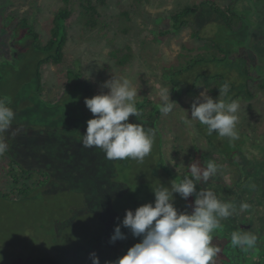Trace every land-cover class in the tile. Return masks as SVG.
Returning <instances> with one entry per match:
<instances>
[{"label": "rangeland", "instance_id": "rangeland-1", "mask_svg": "<svg viewBox=\"0 0 264 264\" xmlns=\"http://www.w3.org/2000/svg\"><path fill=\"white\" fill-rule=\"evenodd\" d=\"M200 1L109 0L101 8V20L93 28L86 26L83 19L86 13L78 6L80 3L0 0V15L3 17L0 21L14 14L19 21L27 16L31 22L35 20L45 43L50 39L52 29L58 25L54 24L56 14L64 9L71 15L67 20L69 34L64 62L59 66L44 65L40 70L36 60L43 53H38L33 59L26 43L15 46V41L21 40L13 39L12 28L1 30L0 27V98H6L15 112L12 125L3 134L8 151L0 155V190L10 192L13 189L9 181L10 162L19 163L25 169L42 168L49 175L48 184L31 191L27 197H15L11 199L13 201L0 197V264H24V259L28 260L31 254L50 258L71 247L87 246L98 236L106 234L111 220L117 222V219H111L115 213V196L109 193V187L126 198L134 197L140 185V175L144 174L141 182L150 180L152 186L167 182L166 187L170 188L172 181L188 173L189 165L196 164L203 169L209 160L218 165L217 172L210 177L211 180L201 179L200 182H212L215 189L218 182H241L238 192L231 196L238 200L241 195L243 198L246 195L249 207L255 206L260 210L261 213L253 217L249 229L257 232L256 237L263 236L264 185L247 189L244 182H261L264 179V168L260 172L263 179L255 175L256 168L264 164V48L259 47L264 46V28L254 33L256 37L247 36L241 40L246 44L238 48L234 40L232 63L239 71L233 69L232 73L225 66L215 64L206 69L207 74H227L237 81L238 88L244 87L253 95L237 99L240 104L237 114L240 138L230 143L227 137L217 136L219 147L225 150L226 155L219 149H213L202 136L206 126L194 121L191 128H186L183 123L185 116L191 120L193 102L202 103L205 97L211 96L204 80L197 85L193 83V90L186 84L182 85L176 99H172L174 94L170 91V100L176 105L168 116L160 113L152 121L130 122L142 124L146 132L155 133L152 152L142 162L109 160L101 149L82 146L81 136L86 133L87 121L93 118L84 99L106 93L108 89L103 87L106 80L115 76L128 78L138 88L137 102L150 96L154 104L150 108L154 113L159 111L158 91L161 87H171L162 74V67L177 65L180 54L199 48L200 40L193 37L199 30L198 26L211 33L215 30L214 26L204 22L211 21L208 15L198 18L192 25L188 24V29L176 32H171L165 21L168 24L167 20L171 19V13L178 6ZM256 1L259 9H263L264 0ZM244 4L249 9V4ZM131 6L133 8H129ZM238 7L244 10L243 4ZM125 11L129 19L125 17ZM10 18L8 23L11 24ZM126 46L134 51V61L128 66H118L108 53L124 51ZM241 47L251 48L242 56ZM190 58L192 56L186 57L188 63ZM246 62L249 72L243 66ZM37 71H41L42 87L46 88L40 95L36 93L41 84L36 78ZM78 79L89 86L92 96L76 85ZM93 190L95 206L88 197ZM212 192L221 202L234 205L223 197H227L229 192L224 191L220 195L215 190ZM173 195L178 212H192L193 200L196 199L194 194L187 200L178 193ZM79 206L80 213L75 210ZM99 212L102 213L97 219L94 215ZM240 213L247 215L246 211ZM124 216L122 212L118 220L122 222ZM244 220H248V216L241 218L242 222ZM262 239L261 247L248 252L252 258L248 264L264 263V237ZM54 243L57 246H53ZM103 247L102 244L97 246ZM126 251L124 246L110 251L108 262ZM236 256L231 264H245L243 258L236 259Z\"/></svg>", "mask_w": 264, "mask_h": 264}, {"label": "trees", "instance_id": "trees-1", "mask_svg": "<svg viewBox=\"0 0 264 264\" xmlns=\"http://www.w3.org/2000/svg\"><path fill=\"white\" fill-rule=\"evenodd\" d=\"M43 1L44 0H38V2L42 4ZM58 1L73 4L80 3V5L78 4V6L84 9L86 13L85 17L83 18L85 19L84 22L86 26H91L93 28L96 27L98 22L101 20V8L104 7L107 2H109V0ZM244 2H247L249 4V9L246 7ZM240 4L244 5V10L238 7ZM129 8L133 7L131 6ZM68 11L69 10L65 11L64 9H61L56 14L54 24L58 23V25L54 30L52 29L51 37L47 40L46 43L42 41V33L37 30L35 20L31 22L27 16L21 21H19V17L15 14L11 16H6L4 17L3 21H0V27L1 30L12 28L13 39L21 40L15 41V46H19L22 43H26L27 48L31 50V55L33 56V59L36 58L38 53H43L42 57L40 56L36 60L39 70L44 65L59 66L64 62V48L68 41L69 33L67 27V20L71 16L67 14ZM174 11V13H171V19L167 20L168 24L165 21V24L169 26L168 29H170L171 32L188 29V24L192 25L194 21L197 22L198 18L201 19V17H204L206 15H208L211 21L204 22L206 24L214 26L215 30L211 33L207 30H202L201 27L198 26L199 30L198 32H194L193 37H195V39L200 40L201 45L199 46V48L197 50L188 51V53L186 54H180L178 56L179 61L177 65L162 67V74L165 78L168 79V82L171 86L170 88L168 87L169 91L174 94L172 99H176V97L179 95V89L182 85L186 84L193 90L192 84L195 83L197 85V83L202 80L206 82L205 85L211 93L210 97L214 100L220 99L219 88L222 87L225 83L229 84V97L231 99L237 100L238 97H253L251 91L244 89V87L238 88L237 81L234 78L228 77L225 73L217 75L207 74L206 69H211L213 64H215L225 66L226 70L229 72L231 71L232 73L234 72V70H238L236 65L232 63V59H234L235 53L234 40L238 43V48L239 46L246 44V42L241 40H244L247 36L256 37L254 33L256 32L257 34L260 30L264 28V8L259 9L256 0H201L199 3H189L188 6L180 5ZM124 15L125 17H127V19H129V14L127 13V11L124 12ZM1 17L2 16L0 15V18ZM9 18L11 24L8 23ZM204 28L206 27L204 26ZM259 47L264 48V46L261 45ZM248 49H244L243 47H241V55L244 56V53H246ZM113 51L108 53V56L110 59L114 60L118 66H128L133 63L135 54L134 51H132L129 47H124V51ZM197 51L199 52L197 53ZM191 56L192 58H190V61L188 63L186 57ZM203 56L206 57L203 58ZM214 56L215 58H213ZM216 57H218V59ZM242 59L244 58L242 57ZM243 64V66L246 68V72H249L247 68L248 63L246 62ZM181 76H187V78L181 80ZM36 78H38L41 82V84H39L38 90L36 91L37 95H40L41 92L46 91V88L42 87L43 82L41 71H37ZM181 82H183V84ZM76 85H79L80 88L83 89L84 92H86V94L89 93L92 96V94L88 91L89 86L87 84L85 85L82 79H78V81H76ZM150 98V96H145L142 98L141 101L137 102L136 106L138 108L139 115L130 116L129 122H135L141 119H144L143 121H152L155 117H158L160 115L159 111L155 110L154 113V111H152V109L150 108V106H154ZM202 132L204 133V135L202 136L213 149H219L225 155L227 154L225 150L223 151L219 147L220 144L218 143L219 140L217 139L218 135L215 131L212 133L211 136H209L206 131ZM234 152L237 151L235 150ZM263 168L264 164L256 168V173L254 171L256 178L263 179L260 173L261 171H258ZM9 169V181L12 182L11 185L13 186V189L10 192H6L5 189H3L2 191L0 190V197L3 200L13 201L15 197H27V195H29L31 191H34L40 186L45 187L48 184L49 175L45 169H25L19 163L16 162H10ZM143 179L144 174L140 175V185L137 186L136 195L131 198H126L122 196V194L115 190V188L112 190H110V187L108 188L109 193L115 196V213L113 214L111 219H117V222L111 220V226L107 230L106 234L98 236L96 240H92L89 244H87V246H76L74 248L71 247L65 252L59 253L58 256L43 258L31 254L28 260L24 259V264H92L91 254L93 253L99 257L100 264H106V262L110 260L107 258V255L110 253V251L119 250L123 246L128 250V248L133 246L135 243L139 242L140 238L134 237L131 234L130 229L125 228L122 225V222L118 219L120 218L122 212L126 214V210L134 211L137 207L145 203L154 202V193L152 191L153 183L150 182V180H147L146 183L141 182V180ZM209 180H211V178H209ZM263 180H261V182H264ZM151 181L154 182L155 179L152 178ZM218 183L219 184L216 186V188L218 189L217 190L215 189V185L212 182L210 184H208L207 182H198L196 184V191L200 192L206 190H215L219 195L221 192L224 193V191L229 192L226 194L227 197H225V195L223 197L226 201L234 203L233 208L231 209L232 215L229 216V218L227 219H220L221 229L215 230L212 233V243L214 246H217L221 249V251L217 254V257L215 258V264H231L233 259L232 257L236 253V249L232 248L230 244L231 233L234 231H240L255 235V232L245 227V224L242 223L241 218L246 219L247 216L256 218L261 212L260 210H257L255 206H250L248 209L242 210L241 205L244 204V202L246 203L245 198H243L242 195L238 198V200L232 198L231 195L237 193L238 188H240V185L242 186L241 182ZM244 184L246 186L247 183L244 182ZM160 185L164 186V183H161ZM92 194H94V190L88 197L89 200H91L92 206H95L94 201L92 199ZM194 197H196L195 194ZM12 198L13 200H11ZM194 201L195 200H193V202ZM193 207L194 203L192 204V209ZM254 208L256 210H254ZM75 210L80 213V206L76 207ZM243 211H246L247 215L245 213H240ZM101 213L102 212H99V214H95L94 216L99 219ZM117 226L121 227V232L126 235V239H118L115 242H112L111 237L114 235V229ZM261 243H263V239L259 240L257 237L256 248L261 247ZM101 244L104 247L97 248V246H100ZM53 246H57V243H54ZM246 257L247 255L244 254L242 257L243 260L246 261Z\"/></svg>", "mask_w": 264, "mask_h": 264}, {"label": "clouds", "instance_id": "clouds-1", "mask_svg": "<svg viewBox=\"0 0 264 264\" xmlns=\"http://www.w3.org/2000/svg\"><path fill=\"white\" fill-rule=\"evenodd\" d=\"M108 89L86 97L84 103L93 118L87 121L86 133L81 136L85 148H99L109 160L132 159L142 162L153 149L155 133L146 132L142 124L130 123V116H138L137 89L124 77H113L103 83ZM220 99L205 97L204 102H193L191 120L183 117L186 128L194 121L206 126L209 136L215 131L220 138L227 137L229 142L240 138L237 129L238 100L229 97L228 83L219 88ZM159 111L168 116L173 112L175 102L170 100L168 87L158 91ZM15 119V112L6 98H0V155L8 151L3 134ZM218 165L209 160L201 169L196 164L189 165L188 173L181 179L172 181L171 187L157 184L152 187L154 202L145 203L133 210H126L122 225L130 229L139 242L128 248L126 253L106 264H215V258L221 249L214 246L212 233L221 229L220 219L232 215L233 205L217 199L211 190L196 191V184L203 179L208 181L217 172ZM167 183V182H166ZM165 184V183H164ZM134 190V189H133ZM174 193L187 200L195 194L191 213L178 212L174 206ZM249 208L247 203L242 210ZM126 239L121 227L114 229L112 242ZM232 248L242 252L254 250L257 237L246 232L231 233ZM92 264H100V259L91 254Z\"/></svg>", "mask_w": 264, "mask_h": 264}, {"label": "flooded vegetation", "instance_id": "flooded-vegetation-1", "mask_svg": "<svg viewBox=\"0 0 264 264\" xmlns=\"http://www.w3.org/2000/svg\"><path fill=\"white\" fill-rule=\"evenodd\" d=\"M250 180L252 181L253 180V176H251V178H250ZM264 181V180H263ZM247 184H246V187H247V189L248 188H250L251 186H254V187H259V186H262V185H264V182H246ZM167 184L168 183H165L164 184V186L166 187L167 186ZM244 198H245V200H246V198H247V196L245 195L244 196ZM243 224H245V227L246 228H251L252 227V224H253V217H248V220H244V222H242ZM250 230V229H249ZM251 231H253V230H251ZM253 232H255V231H253ZM257 232H255V234H256ZM264 237V234H263V236H260V237H258V239L259 240H261L262 238ZM236 249V253H235V255L232 257L233 259H235L234 257L236 256V259H241L242 257H243V255L244 254H246L247 255V257H246V261H245V264H248V262L247 261H250V260H252V258L249 256V254H248V252H242L240 249L238 250V253H237V248H235ZM256 249H258V248H255L254 250H256ZM251 251V250H250ZM237 264V263H236ZM239 264H240V262H239ZM254 264H255V262H254ZM262 264H264V263H262Z\"/></svg>", "mask_w": 264, "mask_h": 264}, {"label": "bare ground", "instance_id": "bare-ground-1", "mask_svg": "<svg viewBox=\"0 0 264 264\" xmlns=\"http://www.w3.org/2000/svg\"><path fill=\"white\" fill-rule=\"evenodd\" d=\"M259 171H261V169Z\"/></svg>", "mask_w": 264, "mask_h": 264}]
</instances>
